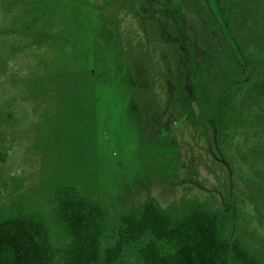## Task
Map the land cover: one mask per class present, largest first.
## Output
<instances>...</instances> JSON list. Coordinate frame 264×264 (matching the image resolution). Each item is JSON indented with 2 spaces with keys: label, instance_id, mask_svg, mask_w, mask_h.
<instances>
[{
  "label": "rangeland",
  "instance_id": "rangeland-1",
  "mask_svg": "<svg viewBox=\"0 0 264 264\" xmlns=\"http://www.w3.org/2000/svg\"><path fill=\"white\" fill-rule=\"evenodd\" d=\"M232 1L230 30L215 0H0V224L41 215L60 263L61 188L111 225L151 197L172 215L193 201L229 208L227 236L264 263V102L249 93L264 23Z\"/></svg>",
  "mask_w": 264,
  "mask_h": 264
},
{
  "label": "trees",
  "instance_id": "trees-1",
  "mask_svg": "<svg viewBox=\"0 0 264 264\" xmlns=\"http://www.w3.org/2000/svg\"><path fill=\"white\" fill-rule=\"evenodd\" d=\"M215 1L231 30L228 4L234 2ZM237 12L245 24L258 25V13L264 23V1L240 0ZM249 62V57L243 56L240 65L244 68ZM235 88L228 85L217 96L222 127ZM249 93L256 94L258 103L264 102V73L252 82ZM55 196L59 219L70 237L63 261L56 263L50 229L37 213H20L0 224V252L15 244L19 264H128V249L136 251L135 264H264L239 238L227 236L229 208L222 213L190 201L172 215L158 198L151 197L111 225L106 208L79 197L75 187L61 188Z\"/></svg>",
  "mask_w": 264,
  "mask_h": 264
},
{
  "label": "crops",
  "instance_id": "crops-1",
  "mask_svg": "<svg viewBox=\"0 0 264 264\" xmlns=\"http://www.w3.org/2000/svg\"><path fill=\"white\" fill-rule=\"evenodd\" d=\"M0 264H19L18 249L15 244L1 250Z\"/></svg>",
  "mask_w": 264,
  "mask_h": 264
}]
</instances>
